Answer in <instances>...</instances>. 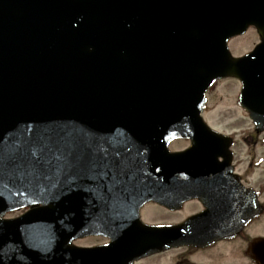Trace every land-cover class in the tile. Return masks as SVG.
<instances>
[{
    "label": "water",
    "instance_id": "obj_1",
    "mask_svg": "<svg viewBox=\"0 0 264 264\" xmlns=\"http://www.w3.org/2000/svg\"><path fill=\"white\" fill-rule=\"evenodd\" d=\"M250 25L262 42L233 57L228 40ZM226 77L242 81L241 104L264 127V0H0V264H126L162 248L126 257L121 239L72 244L119 227L99 205L83 220L89 166L116 152L168 170L199 154L219 138L205 134L206 91ZM174 137L192 138V151L170 152ZM135 225L128 239L153 233ZM253 249L264 264V239Z\"/></svg>",
    "mask_w": 264,
    "mask_h": 264
},
{
    "label": "flooded vegetation",
    "instance_id": "obj_2",
    "mask_svg": "<svg viewBox=\"0 0 264 264\" xmlns=\"http://www.w3.org/2000/svg\"><path fill=\"white\" fill-rule=\"evenodd\" d=\"M250 32L255 33L252 46L237 53L241 38ZM261 40L257 28L250 26L244 34L230 38L228 46L233 56L241 57L254 51ZM227 79L239 83L237 102L248 113L240 103L243 86L239 79L215 81L206 92L202 115L210 130L205 134L219 138L212 141L204 137L205 146L196 148L199 154H187L180 162L171 160L168 170L137 168L129 161L139 159L137 156L116 152L98 156L103 161L89 166L84 191L80 188L88 209L83 220L94 221L90 208L99 205L106 210L102 220L119 227L106 229L104 234L77 236L72 240L75 247L93 249L121 239L119 247L124 246L127 257L138 246L162 245L126 264H263L256 259L253 244L264 239V127L252 121L229 130L205 117L211 89ZM192 147L189 137H174L168 144L172 153L192 151ZM31 207L15 210L12 217ZM207 213L212 215L207 217ZM231 223V232L221 234ZM135 224L153 233H130L132 238L128 239V232L139 231ZM174 227L178 228L171 230ZM139 239L150 242L140 244ZM160 241L167 244H158Z\"/></svg>",
    "mask_w": 264,
    "mask_h": 264
},
{
    "label": "rangeland",
    "instance_id": "obj_3",
    "mask_svg": "<svg viewBox=\"0 0 264 264\" xmlns=\"http://www.w3.org/2000/svg\"><path fill=\"white\" fill-rule=\"evenodd\" d=\"M255 33H249L248 36L242 37L238 48H235L237 53L245 51L252 46L255 40L253 37ZM233 45L231 44V47ZM233 48V47H232ZM239 93V83L233 79L221 80L210 91L209 110L205 114L208 121L219 124L221 128H228L239 126L237 124L244 123V126L250 124L252 119L237 102V94ZM232 123V125H229ZM16 214V213H15ZM14 214H7L12 216Z\"/></svg>",
    "mask_w": 264,
    "mask_h": 264
}]
</instances>
